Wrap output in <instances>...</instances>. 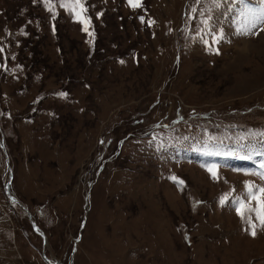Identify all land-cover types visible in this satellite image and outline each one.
Masks as SVG:
<instances>
[{
  "label": "rangeland",
  "instance_id": "374dc122",
  "mask_svg": "<svg viewBox=\"0 0 264 264\" xmlns=\"http://www.w3.org/2000/svg\"><path fill=\"white\" fill-rule=\"evenodd\" d=\"M61 3L0 0V264H264L261 0Z\"/></svg>",
  "mask_w": 264,
  "mask_h": 264
},
{
  "label": "snow or ice",
  "instance_id": "6c2138e0",
  "mask_svg": "<svg viewBox=\"0 0 264 264\" xmlns=\"http://www.w3.org/2000/svg\"><path fill=\"white\" fill-rule=\"evenodd\" d=\"M48 0H46V3ZM215 7L219 8L222 3L227 2V0H212ZM239 3H244L245 0H238ZM128 3L132 7H139L140 6V0H128ZM72 7V10L75 12L76 16L81 19V21L84 23V31H88L87 25L89 23L88 19H85L82 16L83 12H86V8L83 6L82 0H62L61 7ZM79 8V11H76V9ZM51 10V9H50ZM193 11H196V9H193ZM241 17L243 18L240 25H239V31L241 34L244 35H259L260 32H264V0H261V7L259 9L255 8H248L245 7L241 13ZM141 21L143 22V17H140ZM211 17L203 23L205 25H208L209 27L205 30V35H210L211 33V27H210V21ZM154 23V21H150L149 24ZM55 30V28L53 29ZM91 34V33H89ZM201 41L208 47L209 49L212 48V45L215 43H218V40L213 37L211 41L204 39L201 37ZM3 49L0 48V52H2ZM217 54H219L218 49L215 50ZM123 63V61H121ZM61 97L66 96V93H59ZM262 136H264V133H261ZM101 143H104V141H101ZM214 155H220V153H213ZM235 153H227V155H234ZM242 159H247L249 157L243 156ZM215 165H212L208 168V171L210 174L217 178V173L215 171ZM262 168H264V165H261ZM261 178H264V172L260 173ZM172 179L175 181L177 178L172 177ZM179 183L183 184V181H179ZM246 191H247V199L255 201L256 206L249 207L247 204H245L244 199L237 198L236 200V208L235 211L237 212V215L240 216L242 220L246 219L247 223L249 224L251 231L250 235L253 237H256L257 235V225L252 222V217L247 216L245 217V211L248 212H255L256 219L259 221V225L261 227H264V186L261 187H254L251 183H248L246 185ZM221 203H225L224 200L221 201ZM195 207V205H194Z\"/></svg>",
  "mask_w": 264,
  "mask_h": 264
}]
</instances>
